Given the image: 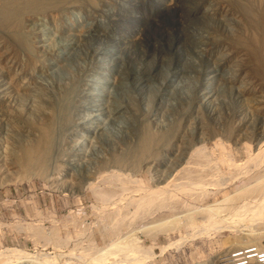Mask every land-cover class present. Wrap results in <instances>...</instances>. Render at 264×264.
<instances>
[{"label":"rangeland","instance_id":"obj_1","mask_svg":"<svg viewBox=\"0 0 264 264\" xmlns=\"http://www.w3.org/2000/svg\"><path fill=\"white\" fill-rule=\"evenodd\" d=\"M262 63L264 0H0V264H264Z\"/></svg>","mask_w":264,"mask_h":264},{"label":"bare ground","instance_id":"obj_2","mask_svg":"<svg viewBox=\"0 0 264 264\" xmlns=\"http://www.w3.org/2000/svg\"><path fill=\"white\" fill-rule=\"evenodd\" d=\"M15 1V0H14ZM14 5V4H13ZM6 6V5H5ZM5 6H3L2 7V10H1V13L2 14H4V12H6L5 10H3V8L5 7ZM10 6H11V3H10ZM15 6V5H14ZM7 7H9L8 5H7ZM6 7V8H7ZM13 7V6H12ZM16 8V7H15ZM10 9H11V7H10ZM14 11H15V9H13ZM18 12V11H17ZM6 16V15H5ZM8 16V15H7ZM261 58V57H260ZM261 60V59H260ZM263 64V63H262ZM264 65V64H263ZM261 66V65H260ZM262 67V66H261ZM264 67V66H263ZM261 69H263V68H261ZM259 98H263L262 97V95H259ZM258 98V99H259ZM2 99V98H1ZM264 99V98H263ZM263 99H262V101H263ZM260 101V100H259ZM260 103H262V102H260ZM263 103H264V101H263ZM51 107H53V106H51ZM52 110V108H49V113H50V111ZM253 110V109H252ZM255 110V109H254ZM253 110V111H254ZM250 112H252V111H250ZM259 113H260V111H258ZM260 115V114H259ZM264 117V116H263ZM264 119V118H263ZM49 121V120H48ZM33 128V131L35 132V134L36 135H38V136H42L43 135V138L41 139V138H38L37 139V141L36 142H34V143H36V145H35V147L33 148L31 145V148H29V149H26V147L25 148H23L22 146V148L20 149L19 147V150H20V152L18 153V155L17 156H15L16 158H17V160H18V162H19V165L20 166H22V165H28V164H31L32 163V161H37V160H39V159H41L42 157H43V155H45V150H46V147L48 146V144H49V142L51 141V139H50V136H51V134H50V131H48L49 129L48 128H43L41 125L40 126H33L32 127ZM48 129V130H47ZM262 135V134H261ZM156 136L154 135L152 138H150L151 140H149L150 142L151 141H155V143L156 144H158V142H159V138L157 139V138H155ZM180 137H182V135L180 136ZM263 137H264V134H263ZM206 139H210V138H208V137H205L204 136V134H203V136L202 137H199L198 138V141L197 142H195V143H189V141H185V145H183V147H181V149H179V148H177V150H176V152H178L179 153V157H178V160L176 161V166L177 167H179L178 169H176V172H175V179L174 178H172V179H174V180H167L166 178L163 180L166 184L165 185H163V186H161L158 190H154V191H151V192H149L147 195H145V196H142V197H140V198H138L137 200H136V208H141V207H144V206H148V205H151L152 203H155V202H158L159 200H163L164 198H165V196H164V194L167 192V191H169L170 189H171V186L173 185L174 186V183L173 182H175V183H177L176 181L179 179V176L180 175H182V174H186L187 176H192V175H190V174H192L193 173V168H191V167H193V166H195L196 164H202L201 162L200 163H198L199 161L198 160H201V159H198V155H199V153L203 150V142H206L205 140ZM191 141V140H190ZM259 141V140H258ZM257 141V142H258ZM29 146V147H30ZM15 149L16 148H14V151H15ZM7 150V149H6ZM11 151H13V150H11ZM7 152V151H6ZM5 151L1 154V156H3L2 157V161H4V163L6 164L7 162V160H8V158H7V153H6ZM6 153V154H5ZM260 153L262 154V153H264V150H262L261 152H259L258 154H257V157H259V155H260ZM14 153H12V155H13ZM264 155V154H263ZM261 156V155H260ZM256 157V156H255ZM263 157V156H262ZM5 158H7V159H5ZM13 158V157H12ZM264 158V157H263ZM10 159V158H9ZM252 159V158H251ZM255 160V159H254ZM35 161V162H36ZM203 161H204V159H203ZM202 161V162H203ZM39 162V161H38ZM205 162V161H204ZM215 173V172H214ZM187 176H185V177H187ZM183 177V176H182ZM185 177H183V178H185ZM188 178H190L189 179V181L191 180L192 182L193 181H195V180H193V178H194V176H193V178H191V177H188ZM186 179V178H185ZM184 180V179H183ZM182 180V181H183ZM186 181H188V180H186ZM186 181H184V182H186ZM190 181V182H191ZM179 183H181V182H179ZM187 183V182H186ZM178 184V183H177ZM182 184V183H181ZM189 184V183H188ZM187 184V185H188ZM180 185V184H179ZM181 186V185H180ZM186 186V184H183V187H185ZM181 189H182V187H181ZM259 193V192H258ZM263 193V192H262ZM247 196V195H246ZM255 197V196H254ZM225 198H227V197H225ZM263 199V198H262ZM180 205V204H179ZM239 205V204H238ZM256 205V204H255ZM258 205H259V203H258ZM183 204L179 207L178 206V208L180 209V208H183ZM243 206V205H242ZM242 206H240V207H242ZM237 207H239V206H237ZM244 207V206H243ZM253 207V206H252ZM256 207V206H255ZM193 208V207H192ZM259 208V207H258ZM194 210L196 209V207H194L193 208ZM192 209V210H193ZM254 209H257V208H254ZM178 210V209H177ZM209 210H211V214L207 217V219L208 220H210L211 222H213V220H214V218L216 217L215 215V217H213V211H215L214 209H213V211H212V209L211 208H209ZM218 210V212L220 211L219 209H216V211ZM239 210H242L241 208L239 209ZM258 210V209H257ZM262 210V209H261ZM179 211V210H178ZM181 212V211H180ZM179 212V213H180ZM261 212V211H260ZM263 212V211H262ZM220 213V212H219ZM174 215L175 214H172L171 215V217H174ZM220 215V214H219ZM218 215V216H219ZM168 216H169V214H168ZM167 217V216H166ZM170 216L168 217V218H171ZM163 218H165V217H162L161 219H163ZM216 219V218H215ZM164 220V219H163ZM157 221H160V218H159V220L157 219ZM215 222H218L217 220H215ZM129 245V244H128ZM126 246V245H125ZM130 246V245H129ZM126 246V248L124 249V246H119L120 248L122 247L123 248V251L125 250L126 252H122V251H120L119 250V247H118V252L119 253H126L127 255H130V254H133L134 252H137V249L139 248V247H132V246ZM132 247V248H131ZM262 248V247H261ZM127 249V250H126ZM242 249V248H241ZM243 249H245V248H243ZM109 251H111V250H109ZM129 251H130V254H129ZM236 251H237V249H236ZM260 251V250H259ZM107 252V251H106ZM115 252H117V250L115 251ZM132 252V253H131ZM260 252H264V248H262V250L260 251ZM111 253V252H110ZM241 254H245L246 255V252H244V253H232V255H230L229 256V259H230V261H227L229 264L231 263H233V264H241L242 263V261H243V259L245 258H247V256H244V257H240V255ZM239 255V256H238ZM264 255V254H263ZM261 256V255H260ZM232 257V258H231ZM234 257V258H233ZM254 257V256H253ZM225 258H228V256H226ZM101 258H99L98 260H100ZM250 259V258H249ZM219 260V259H218ZM221 260V259H220ZM223 260V263H224V259H222ZM253 260V259H252ZM261 261V260H260ZM226 262V263H227ZM32 263V262H31ZM261 263H262V261H261ZM264 263V262H263ZM37 264V263H36Z\"/></svg>","mask_w":264,"mask_h":264},{"label":"built area","instance_id":"obj_3","mask_svg":"<svg viewBox=\"0 0 264 264\" xmlns=\"http://www.w3.org/2000/svg\"><path fill=\"white\" fill-rule=\"evenodd\" d=\"M262 255L259 257V260H261L262 262H264V252L261 253Z\"/></svg>","mask_w":264,"mask_h":264}]
</instances>
